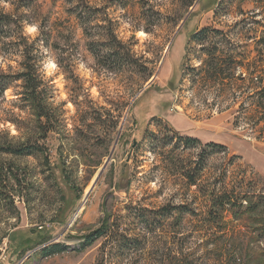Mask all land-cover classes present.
<instances>
[{
	"label": "rangeland",
	"instance_id": "1",
	"mask_svg": "<svg viewBox=\"0 0 264 264\" xmlns=\"http://www.w3.org/2000/svg\"><path fill=\"white\" fill-rule=\"evenodd\" d=\"M9 2L11 11L19 5ZM37 2L51 19H64L59 2ZM262 5L195 0L185 10L180 0H131L124 11L111 9L119 37L132 43L135 57L148 69L145 81L133 68L106 73L96 67L84 46L90 38L83 40L72 25L78 50L69 48L75 59L71 73L58 66L64 53L43 49L42 67L48 59L57 64L58 71L45 79L53 86L54 105L64 111L66 128L38 133L28 120L18 132L0 120V129L13 136L0 133L1 143L38 145L31 155L0 153L7 174L0 187V264H98L101 254L104 264H178L185 254L194 264H219L226 251L204 240L218 230L243 235L242 256L235 254L241 264L248 259L264 264V239L255 236L264 231V114L254 78L264 79ZM153 11L150 22L146 17ZM137 32L147 38L139 39ZM0 56L17 70V55L0 49ZM81 63L90 70L87 78L78 72ZM5 96L0 119L13 111L27 120L8 102L13 89ZM184 137L198 143L186 145ZM187 168L195 175L193 185L183 172ZM222 185L261 201L262 207L249 221L226 212L225 224L210 223V191ZM165 205L181 209L155 218L145 231L135 210L155 212ZM107 216L112 230L118 225L129 238L145 235L143 246L121 250L109 235L80 248L81 237ZM54 243L63 251L41 258L39 251Z\"/></svg>",
	"mask_w": 264,
	"mask_h": 264
},
{
	"label": "trees",
	"instance_id": "2",
	"mask_svg": "<svg viewBox=\"0 0 264 264\" xmlns=\"http://www.w3.org/2000/svg\"><path fill=\"white\" fill-rule=\"evenodd\" d=\"M19 5L13 8V11L7 13L3 8H0V43L1 51L8 56L17 55L21 57L18 61L17 70H12L8 67L7 72H0V102H5V92L9 89H13L14 99L8 101L16 108L20 113H26L27 120L21 118L20 115L15 114L13 111L5 113L0 119L3 124L10 122L14 125L16 130H21V125L26 121H33V126L39 130L38 133H49L58 128H66L64 123V111L60 106L54 105V90L53 86L42 72L43 61V49H58L64 53V58L61 63L59 61L58 66L62 68L64 72H70L74 69L75 59L73 54L69 51L71 48H76L74 42V30L71 25L80 29V34L83 40L90 38V44H84L85 49L89 52L94 60V64L100 70L106 73H116L121 69L133 68L135 72L141 74V79L144 81L149 78L147 67L144 63L139 62V58L135 57V53L132 49V43L123 41L118 33L119 22L111 15L110 10L115 11L120 8L122 11L126 10L131 3V0H50L52 5L59 2L62 7V13L65 15L64 19H51L49 14L44 13L40 8V4L37 0H16ZM182 8L187 9L192 6L195 0H180ZM260 2L264 9V0H253ZM9 2V0H6ZM13 5V2H9ZM216 3L213 5L215 7ZM156 11H153L151 15H148L146 19L150 22L153 21V16ZM182 17V16H181ZM180 19V17H179ZM177 18L173 20V24L179 21ZM178 20V21H177ZM172 22V21H171ZM37 24L39 30L36 36L31 37L24 32L26 25ZM264 29V25H263ZM138 30V29H136ZM135 30V31H136ZM148 32L147 29H143ZM194 31L192 32L193 35ZM78 41V40H76ZM262 43L264 42V30L262 32ZM76 48L73 52H76ZM70 52V53H68ZM233 58L231 59L229 66H232ZM262 64V63H261ZM230 66V68H231ZM263 67V64L262 66ZM218 74V73H217ZM262 74V73H261ZM216 76V73H213ZM255 80H258L260 84L261 96L260 102L262 104L261 111L262 116L264 114V79L263 75L260 77L255 76ZM253 82V79H251ZM74 105H77L76 101H72ZM62 105V104H61ZM264 118V117H263ZM28 123V122H27ZM0 133L10 139L13 138L9 135L8 129H0ZM186 145L191 143H198V140L192 137H184L180 139ZM209 146L216 150H225L224 145L211 143ZM33 148V149H32ZM34 148H38L36 144H30L26 146L24 144L13 145L10 141L1 143L0 141V153H8L12 155H31L35 154ZM4 166L0 165V187L7 179V174L4 173ZM185 177L189 180L188 185L194 184V173L190 169H185ZM130 184V182H129ZM117 189L123 190L126 186L119 184L115 185ZM215 188V187H214ZM210 191L212 197V208L209 210L208 217L212 220L210 223L225 224L223 221V214L229 212L234 220H250V216L259 210L263 203L261 201L253 202L252 199L246 197V194L242 191H233L227 189L225 186L216 187ZM0 196H3V192L0 191ZM181 209V206L171 207L165 205L159 210L152 212L146 209L135 210L134 215L143 224V228L146 230L152 229L154 219L160 216H164L170 213L172 209ZM160 211V212H159ZM159 212L158 214H156ZM260 216L255 218V222H260ZM134 226H137L135 224ZM115 229H111L109 223V217L107 216L96 228L88 231L81 237L80 248H85L93 244L100 238H108L111 236L112 246L117 245L119 249H126L128 247L138 248L143 246L147 240L145 235H135V237L129 238L125 235L123 230L119 229L118 225L114 226ZM136 227L129 228L128 230L135 229ZM126 231V230H125ZM243 236L235 231L225 232L224 230H218L206 235L204 239L208 244H211L214 249H223L226 251L224 261L218 259L219 264H241V259L237 258L235 254L242 256V248L239 249V238ZM249 239L253 237L252 233L248 235ZM256 240L261 241L264 239V231L255 234ZM107 243V242H106ZM105 243V244H106ZM63 251V247L54 243L43 247L39 251L40 257H48ZM231 251V252H230ZM225 253V252H224ZM189 254L182 255L183 263L178 264H194L189 260ZM261 262L264 263V254H261ZM181 260V261H182ZM102 261V254L98 259V264H104ZM253 261L248 259L246 264H252ZM244 264V263H242Z\"/></svg>",
	"mask_w": 264,
	"mask_h": 264
},
{
	"label": "clouds",
	"instance_id": "3",
	"mask_svg": "<svg viewBox=\"0 0 264 264\" xmlns=\"http://www.w3.org/2000/svg\"><path fill=\"white\" fill-rule=\"evenodd\" d=\"M11 4L6 2V0H0V8H3L4 12L7 13L11 11ZM39 30V25L37 24H31V25H26L24 32L29 35L34 37ZM125 39H127L126 33L122 34ZM137 37L141 40L146 39L147 37L143 32H137L136 33ZM17 60L21 59V57L17 56ZM11 63V61L8 59L6 56H0V72H7L8 71V65ZM15 67V65H13ZM42 72L44 73L45 77L53 75L56 71H58L57 64L54 62L53 59H48L44 62L43 67H42ZM78 72L79 74L87 78L89 76L90 70L85 67L83 63H81L78 66ZM94 92V90H93ZM63 98V97H61Z\"/></svg>",
	"mask_w": 264,
	"mask_h": 264
},
{
	"label": "bare ground",
	"instance_id": "4",
	"mask_svg": "<svg viewBox=\"0 0 264 264\" xmlns=\"http://www.w3.org/2000/svg\"><path fill=\"white\" fill-rule=\"evenodd\" d=\"M88 191H89V188H86V189H85V193H86V195H87ZM86 195L84 196V201H85V199L87 198ZM84 201H83V202H84ZM81 207H82V205H81ZM80 211H81V208L78 210V213H79Z\"/></svg>",
	"mask_w": 264,
	"mask_h": 264
}]
</instances>
